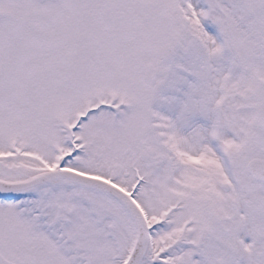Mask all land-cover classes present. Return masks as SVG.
<instances>
[{
    "label": "snow or ice",
    "instance_id": "snow-or-ice-1",
    "mask_svg": "<svg viewBox=\"0 0 264 264\" xmlns=\"http://www.w3.org/2000/svg\"><path fill=\"white\" fill-rule=\"evenodd\" d=\"M0 264H264V0H0Z\"/></svg>",
    "mask_w": 264,
    "mask_h": 264
}]
</instances>
